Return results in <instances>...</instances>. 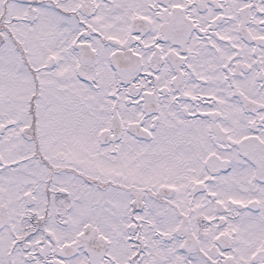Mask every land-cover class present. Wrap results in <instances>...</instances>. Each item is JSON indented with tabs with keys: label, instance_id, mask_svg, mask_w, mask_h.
Listing matches in <instances>:
<instances>
[{
	"label": "snow or ice",
	"instance_id": "snow-or-ice-1",
	"mask_svg": "<svg viewBox=\"0 0 264 264\" xmlns=\"http://www.w3.org/2000/svg\"><path fill=\"white\" fill-rule=\"evenodd\" d=\"M0 264H264V0H0Z\"/></svg>",
	"mask_w": 264,
	"mask_h": 264
}]
</instances>
